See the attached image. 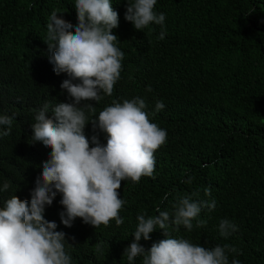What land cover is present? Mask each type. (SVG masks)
Masks as SVG:
<instances>
[{
    "label": "trees",
    "instance_id": "trees-1",
    "mask_svg": "<svg viewBox=\"0 0 264 264\" xmlns=\"http://www.w3.org/2000/svg\"><path fill=\"white\" fill-rule=\"evenodd\" d=\"M75 2L0 0V114L13 117L10 134L0 136V187L11 184L0 192V206L14 194L30 200L40 165L51 151L33 143L36 110L70 102L60 87L68 77L53 72L43 39L55 9L73 28L78 24ZM111 3L119 13L113 34L124 58L113 93L96 104V114L114 100L139 96L167 139L154 153L152 177L121 182L118 192L126 201L119 213L122 225L112 220L94 228L76 218L65 227L59 193L46 206L45 219L66 233L72 264H129L123 253L134 239L137 215H157L156 208L171 213L178 197L198 193L193 199L216 202L214 211L203 209L198 217L207 225L198 228L194 220L191 231L170 226L169 235L209 248L235 247L236 253H228L229 264L233 259L264 264V0H157L154 11L165 14L163 40L160 25L138 31L124 19L127 0ZM157 100L165 104L159 112ZM84 132L90 147L93 136L106 145L107 133L91 123ZM225 218L238 226L227 238L219 235ZM150 237L140 241L145 250L166 238L159 228ZM133 264H143V256Z\"/></svg>",
    "mask_w": 264,
    "mask_h": 264
},
{
    "label": "clouds",
    "instance_id": "clouds-1",
    "mask_svg": "<svg viewBox=\"0 0 264 264\" xmlns=\"http://www.w3.org/2000/svg\"><path fill=\"white\" fill-rule=\"evenodd\" d=\"M156 3L157 0H127L124 19L138 31L151 23L160 25L158 38L163 40L165 14L154 11ZM74 6L78 24L73 28L55 9L48 17L43 39L53 72L68 77L60 87L66 90L70 102L56 103L51 110L45 104L36 110L31 125L33 143L40 142L51 151L40 165L42 172L35 179L30 200H21L14 194L0 206V264H72L65 248L66 233L57 230L55 221L45 219L46 206L52 205L58 193L61 195L63 211L59 216L65 227H72L76 218L94 228L107 226L112 220L122 225L119 213L126 201L118 192L121 182L138 183L144 176L152 177L154 153L167 139L166 130L150 121L146 100L139 96L123 102L114 100L96 114V104L112 95L122 70L124 53L113 34L119 26V13L111 0H76ZM146 91H152L151 85ZM164 108L163 101L155 102V111ZM12 122L13 117L0 114V136L10 134ZM89 123L94 130L107 133L106 145L93 136L94 146L90 147L84 132ZM10 186V182H4L0 192ZM205 195L210 196L211 190L206 188ZM194 196L198 193L178 197L171 213L156 208L157 215H137L134 239L123 253L129 264L139 256H143V264H229L228 253H236L235 247L217 244L209 248L169 235L170 226L176 231L181 226L191 231L194 220L198 228L207 225V220L198 217L203 209L214 211L216 202L193 199ZM157 228L166 238L145 250L141 239L150 240ZM237 230L234 222L220 220L221 237L227 238ZM96 251H102L100 244ZM231 264L240 261L233 259Z\"/></svg>",
    "mask_w": 264,
    "mask_h": 264
}]
</instances>
